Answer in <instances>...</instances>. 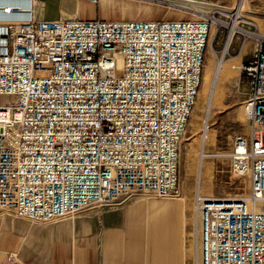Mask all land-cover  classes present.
<instances>
[{"label":"built area","instance_id":"built-area-1","mask_svg":"<svg viewBox=\"0 0 264 264\" xmlns=\"http://www.w3.org/2000/svg\"><path fill=\"white\" fill-rule=\"evenodd\" d=\"M36 4L0 0V207L52 221L135 192L175 195L212 29L229 17L230 46L254 22L226 4L162 19H44ZM255 40L242 64L249 129L229 152L250 191L197 192L198 264H264V33Z\"/></svg>","mask_w":264,"mask_h":264},{"label":"rangeland","instance_id":"rangeland-1","mask_svg":"<svg viewBox=\"0 0 264 264\" xmlns=\"http://www.w3.org/2000/svg\"><path fill=\"white\" fill-rule=\"evenodd\" d=\"M126 1L138 4L142 14L149 12L154 13L156 17L169 18L202 15L204 14L202 12L221 8L220 5L224 4L229 7L236 6L240 8L245 18L254 22V25L243 26L249 28L255 35L264 33V0H229L216 3L218 6L204 4L195 6L196 9L187 10L168 6L164 0ZM189 4L191 6V2ZM222 18L225 24L212 29L198 100L180 144V183L175 195L158 197L150 192H135L115 202L86 208L52 221L33 220L1 207L0 213L45 225L65 223L71 228L75 238L93 250L97 264H117L116 261L119 260L122 264H127V257L122 253V249L106 247L107 231L122 230L124 234L121 240L126 244L124 242L129 235L126 214L131 218L129 219L131 223L134 222L133 225H140L132 215L137 209L142 215V225H146L145 223H148L146 205L150 201L183 202L186 207L185 216H174L169 219L168 245H165L161 252V264H177L176 258H179L180 264H198L201 221L198 219L195 203L197 192L207 196L242 197L250 191L249 176L234 172L229 152L235 136L246 133L249 129V118L242 114V109L250 84L242 64L246 57L251 58L256 40L254 34L245 36L238 33L228 47V52L222 56L227 32L233 24L229 17L222 15ZM220 59L224 60V66L217 74ZM233 62L240 63L238 71L231 68ZM212 86L215 87V97L211 108H208L207 95Z\"/></svg>","mask_w":264,"mask_h":264},{"label":"crops","instance_id":"crops-1","mask_svg":"<svg viewBox=\"0 0 264 264\" xmlns=\"http://www.w3.org/2000/svg\"><path fill=\"white\" fill-rule=\"evenodd\" d=\"M208 1L223 3L229 0ZM35 14L44 19L169 18L156 17L149 12L142 14L138 4L126 0H100L98 4L89 0H37ZM145 213L146 225H142V215L137 209L132 215L140 225H133L131 218L125 215L129 233L126 244L121 240L122 230L107 231L106 247L122 249L127 264H161V252L168 245L169 219L185 216L186 207L183 202L150 201ZM176 261L180 264L179 258ZM116 263L122 264V261ZM0 264H97V260L93 250L75 238L65 223L45 225L0 213Z\"/></svg>","mask_w":264,"mask_h":264},{"label":"bare ground","instance_id":"bare-ground-1","mask_svg":"<svg viewBox=\"0 0 264 264\" xmlns=\"http://www.w3.org/2000/svg\"><path fill=\"white\" fill-rule=\"evenodd\" d=\"M164 1L172 7H176V8L182 9V10H187V8L188 9H196V8H194L195 6H204V0H201V1L187 0V3H186V1L183 2V1H178V0H164ZM14 2L19 3L20 1H14ZM189 2H191V6H190ZM235 27H236L235 25H232V27L230 29V33L235 29ZM228 47H229V39H227V41L225 42L224 49L222 51V56H224L228 52ZM223 66H224V60L220 59L219 64H218L219 71L217 72V74H219L220 68H222ZM240 67H241L240 63H238V62L231 63V68L234 69V71H238ZM214 97H215V87L212 86L209 88L208 95H207L208 108H211V104H212ZM4 99L8 100V97H3V100ZM242 114L244 116H247L245 108L242 109ZM229 198H236V197H229ZM198 219L200 221V216H198Z\"/></svg>","mask_w":264,"mask_h":264}]
</instances>
